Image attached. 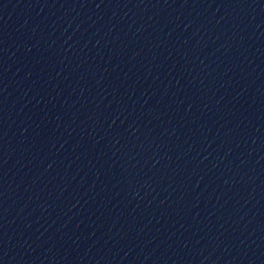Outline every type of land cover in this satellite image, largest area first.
I'll use <instances>...</instances> for the list:
<instances>
[{
    "label": "water",
    "instance_id": "water-1",
    "mask_svg": "<svg viewBox=\"0 0 264 264\" xmlns=\"http://www.w3.org/2000/svg\"><path fill=\"white\" fill-rule=\"evenodd\" d=\"M264 172V0H0V149Z\"/></svg>",
    "mask_w": 264,
    "mask_h": 264
}]
</instances>
